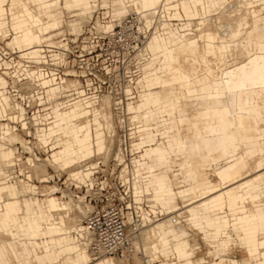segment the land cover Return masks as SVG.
Wrapping results in <instances>:
<instances>
[{"label": "rangeland", "instance_id": "rangeland-1", "mask_svg": "<svg viewBox=\"0 0 264 264\" xmlns=\"http://www.w3.org/2000/svg\"><path fill=\"white\" fill-rule=\"evenodd\" d=\"M63 1L64 0H58V2H60L59 7L55 11L50 10L51 13H54V14L52 16H49V22H54V21L56 22L54 26H51L48 29L50 30V33H53L50 36V39H51L50 42L54 46H56L57 43L59 42L58 39L60 38L59 36L61 33H64V35L66 36L65 39L68 40L67 42H70V39H68L67 37L72 38L75 34L80 33L78 36H83V35L89 36L90 34L94 33V30L99 29V27H104L102 25L112 23L113 26H116L118 22L120 21V19L123 17V15H125L130 21V26L126 29L124 36L122 38L123 41L130 42L133 34H138L140 41H137L136 45H140L143 43L145 36L149 37L147 45H146V48H147L146 54H148V58L146 57L145 54L141 55V54L136 53V48L132 51L127 52L120 45L119 40L117 38H113L111 41V44L109 45V48H108L109 50H105V49L101 50L100 55L96 59H94L93 69L96 72H99L104 67H108V73L103 76L104 77L103 80H104L105 88L109 90V93L103 96V101L105 105H101V110L97 111L98 106L94 108V110L96 111L93 113V115H95L93 118V121L96 123L94 126L90 124L88 115H78V118L74 120H69L65 116H62L56 119L53 118L51 122L46 123L47 125L46 129L48 133H53V136L52 138L48 139V141L45 144H42L36 136V133L40 132L41 129L35 131V133L29 137V142H28L25 140L26 138L24 137V135L20 134L18 131H16L12 127L11 130L17 132L22 138H24L26 144L31 147V150L25 149L23 146H21L19 142L9 143L4 138L1 137L3 141H5L6 143L13 144L12 146L5 145V143H3L0 140V145L4 144L6 148L7 147L13 148L14 156L20 155L19 152H16V150L19 151L20 148L22 150L28 151V153H22L21 151V153L26 156L24 157L23 160H19V162L21 163L18 162L19 163L18 166L14 168L13 173H15L16 175L14 177L11 176L13 174L12 169H11L12 166L7 167L2 161H0V171L7 170V174H10L9 183L16 184V192L18 193L17 199H19V203H20L18 207L20 215L24 214V210L27 209L23 202V198H30L31 202L36 198H39V199L45 198L44 195H47V192L42 193L41 192V190L43 189L42 187L46 185L47 186L54 185L57 188L54 194L50 196L47 195V196L55 198L54 201L57 206L58 204H62L65 214L67 215L66 219L68 220V222H72L70 221L71 219L70 217H72L71 220H73L74 222L70 224L71 226H73V223L75 222L78 223L79 221L81 222L83 214L90 207V202H87V196L84 197V195L87 193V191L89 192L90 186L93 185V184L87 185V183H84L83 181L79 180L77 177L73 176L74 173L77 172L78 175H80V177L82 176V179L84 181H90L92 179V175H90L92 172L91 167L95 166L94 163L98 161V164H103V163L107 164L112 159V157L113 158L115 157L116 152L120 153V158H117V160L118 161L121 160L123 161V163L125 162L128 163L129 158L131 157V155H133L132 161L134 165L136 166V168L138 167L140 163L153 164V162H155L153 157L149 159L145 157V154L149 151L150 146L143 147L140 153H135V154H132L133 147H131L132 143L141 141V137H142L141 133L143 132V128L145 127V125L142 123V120H133L131 117L139 112L138 119H140L142 113L149 111L150 107L154 106L155 104V103H150L149 104L150 107H149L145 104L143 99L139 97V95L145 90L144 82L141 77L143 74L142 68L145 65V61L146 60L148 61V59L150 58V54H152L156 50L153 47V39L154 40L157 39L155 42V45L157 47H164L171 43L172 38H174L175 41L181 40L182 37L185 36L187 32H189V34L195 35L193 37V40L203 41L205 32L208 29L210 30L212 29L216 31L219 30V33L221 35L225 34L227 29L226 27L222 28L223 24L224 26H227V25L230 26L232 22L234 23L233 18L235 17L236 14L241 13V12L242 13L245 12L246 14L249 13L246 15V16L249 15V18L246 17L249 23L247 22L246 23L247 25L240 24V29L242 27L243 28L241 30L243 31L244 29L243 37L240 39L239 43L237 42V40L239 39V35L238 37L236 35L235 37L230 38L228 43H229V46L231 45L230 46L231 51L221 54V58H223V61L217 60V62H215L216 61L215 57H210V55L208 56L210 59L213 60V61H211L210 59L208 60V61H211L213 66L219 63L221 66L217 65V67L219 66L221 68L222 67L229 68L237 64L239 60L243 59L246 53L247 54H251L253 52H256L259 54L264 53V37L261 34L262 25L258 27L255 26V28L256 27L257 28L254 34H252L254 30H251L250 32V29L253 26V19L251 16L260 17L261 19L264 20V0H253L252 3L250 2V0H211V2L208 0L207 6L205 8L202 7L199 0H196V6H193L192 3L190 2L191 5H190V8H188L189 12L186 15L183 12L180 0H175V1L173 0L171 3L166 4L165 6H162L160 4L158 5L157 9L155 8L150 11H144L146 10V8L140 5L141 1L139 0L136 2L137 11H134L131 0H126L127 3L122 1L125 11H123L122 14H118V15L115 14V11L113 9L114 6H116L117 4L116 3L117 0H90L91 8L89 10L82 9L80 5L67 9L63 6ZM9 4H10V0H7L4 5L7 8L8 16H9ZM126 4L128 5V7H126ZM228 5H229V9H228ZM224 6L226 7V9H223L225 8ZM230 6L231 7L234 6V9H232ZM252 8H254V10ZM227 9L229 11L228 15H232V14L233 15L235 14V15L231 16V18L227 16L226 14L228 12ZM238 9H240V11H237ZM174 11H178L180 16H173ZM135 12L141 15V20L140 18H138L137 13ZM17 14L14 13V15H17ZM225 16L228 18L225 19L226 18ZM0 19L2 21L5 20L4 17H0ZM165 23L169 25V29L167 26L163 28V25ZM41 28L44 29L43 25H41ZM223 29H226V30L224 31ZM257 29L259 30L257 31ZM6 31L8 32H6L7 35L4 34L6 35V37L4 36L5 38L4 40H2V45L3 47L4 45L8 46L9 50L12 51L10 54L12 55L13 60L17 59L16 62L18 63L21 59L25 58V52L29 49L21 50L20 48H18V46H14L13 44H11V40H12V36H19L20 34H22L23 29L19 28L17 31L13 30V28L11 27V22L9 20V23L6 27ZM61 41H64V39H62ZM255 42H257L258 44L255 45ZM77 43L79 44V39H77ZM71 45H73L72 41H71ZM208 63L210 66L212 65L210 64V62ZM137 65L139 66V68ZM8 79L9 78H7L6 80L10 82ZM96 80L97 78L93 77V82H96ZM178 86H179L178 84H175L173 86L174 93L176 94L178 93V90H179ZM158 90L159 88L157 87L155 89L150 90V92H155ZM130 91H132L131 94L132 96H135V98L127 99L130 96L127 93H129ZM59 96L60 94L56 92V96L52 97L50 96V93L48 92L47 99L49 101L50 100L53 101V103L57 101H62L60 100ZM105 99L106 101H108V103L105 101ZM129 101L131 102L127 103ZM261 105H262V114H264V100L261 102ZM65 107L66 106L64 105H60L58 106V108H55V111L61 108L65 110ZM105 113H108L110 115L112 125H113V128H112L113 130L110 129L111 131L109 130L110 132L109 134H107V136H105L103 129H102V125H103L102 116L105 115ZM78 119H82L85 121L83 123V126L84 128H87L88 132L87 134H85L84 137L80 135L82 129H80L79 126L74 129L75 132L71 135L70 131L73 128L72 123ZM159 119H160L159 116L154 117V121L158 123H159ZM2 122H6V121L0 120V130H6V129H3L2 127L3 125L1 124ZM149 124L150 126H154L152 122H149ZM260 126L264 128V125H260ZM192 131L193 130L190 124H188V125L183 126V128H181L180 131H175L173 133H175L176 135H180L183 140H186L187 138H189L188 135H190ZM5 132L6 131H4L3 133ZM162 132H164L163 129H161L160 131H157V130L152 131L151 135L155 138L152 147L157 146L158 142L161 141ZM135 133L136 135H134ZM249 133L252 135H255L254 138L256 140L261 141L257 145V147L258 149H263V150L261 151L255 150L253 152L254 154L257 153L256 156L257 155L262 156L261 160L259 161L256 167L257 173H260L264 171V131L260 132L257 130V128L252 127L250 128ZM93 134H95L96 137L102 136L104 138V145H103L102 150L99 153L89 157L90 158L89 162L85 163V161H82V162L75 161L70 166L59 167L58 165H52L46 159V157H48L54 150H56V149L52 150L51 148L53 142L56 141L57 143H59L57 144L58 145L57 148L65 152V151L73 150L74 148H80L84 146L85 144L89 143L93 137ZM185 134L187 135V137L185 136ZM135 136L136 137L138 136V137L135 138ZM68 137H70V139L66 141L65 139H67ZM131 137L133 138L132 140H131ZM107 138L109 140V143L107 141ZM109 138L111 139V141ZM174 145H179V143L177 144L174 143L172 146L174 147ZM32 149L35 152V154L32 153ZM128 149L130 150L131 155L129 154ZM178 149L181 153H183V155H188L187 148L184 149L183 147H179L176 150H174L177 156L182 155L180 154V152H178ZM195 154L196 156L191 157L192 160L194 161L208 160L211 163V166L206 167L204 169H200V170L204 171L203 174H206L208 176L212 184L217 185L219 183L220 178L228 179L227 181L228 183L220 182V185H219L220 191L216 192V194L221 193L224 188L232 184V181H229L230 180L229 174L223 173L221 171L215 172V170L219 168L221 164H223L227 160V157L223 155L222 151H215L210 156H204L202 152H196ZM33 156L36 158L34 159ZM170 156H172V152H169L165 157L159 156L158 158L160 160L169 158V162L172 163V166L166 169L170 170L169 172L170 176L175 177V179H173V184L175 188L183 189V188H188L190 186L192 187L191 184L196 185L198 183L199 177L201 176L200 173L199 175H197L196 173H189V175L187 174L186 177H183L182 171H187L189 169V164L186 163L184 164L183 168H180L176 163V159ZM222 156L223 158L225 157L226 159H223ZM27 157H32L33 162L29 163L28 161H26L25 159ZM25 162H27V165H26L27 168L24 171L23 167H24ZM37 164H39L40 168H43L44 170L47 171V173L50 176L48 180L41 181L40 179H43L46 176L37 177L34 174V170L36 169ZM158 166H161V168L164 166L167 167V164L166 162H162V163H159ZM244 166H245L244 163L239 166V172H243L245 170ZM40 171L41 170L38 168V173H41ZM29 173H31V178H27L26 176ZM24 174L26 178H24L23 176ZM155 174H157L156 171H155ZM148 177H149V173H148ZM157 178H158V174H157ZM249 178L250 177L248 174L242 177H238L239 179L238 182L233 184L235 186L233 188V193H226L223 196L225 199H227L230 202V204H231L230 196L232 194L235 195L234 200H238L237 207L239 208L240 213L235 214L233 216L232 225H238V224L246 225V224H249L250 221L251 223L255 222V211L251 207L252 205L250 204V200L251 198H255L258 195H260L262 192H264V176H258L254 178L256 185H258L257 188L256 186L251 187L249 185L246 190L241 191L243 182ZM4 179L5 178L3 174H0V182ZM233 179H236V178L233 177ZM149 181L150 179L148 178V182ZM25 182L34 184L37 188L32 191H30L29 189H25L24 187H22V185ZM185 184H188L190 186L185 185ZM3 186H5V184L0 185V188ZM148 187L150 188L151 194L154 197H157L159 195L157 186H156V190H153L150 184H148ZM244 192H250V200L248 202L246 199H243L241 197V194ZM2 194L3 193H0V196ZM184 196H186V200L184 201V204H185L187 202L188 196L187 195H184ZM69 198L73 200V202L75 203V206H73L72 204V206L69 207L68 205ZM1 200L2 202H5L7 200L10 201L12 199L2 198ZM204 200L206 199H203V201ZM136 201L138 203L137 204L138 207L137 206L133 207L135 210L131 208L132 219H131V223L128 224V227H130V231L133 230V227H134L133 223L141 222L140 212H148L154 209L156 211V216L154 214H150L149 217H151L152 220L154 221L156 219L164 220L166 226L170 229L173 228L174 226L171 223H169V220H167V218L169 216H176L177 214H179L180 222L178 225H181L182 228H184V235L182 236V238L187 241V244L191 248H193L192 247L193 245H196V244L200 245V249L196 253H195V250L193 249V252H194L193 256H196L197 257L196 259H198V257L200 258V256L204 255L206 252L208 253V250L210 248L209 243L211 244L217 243V238L215 237L211 238L209 235L206 236L207 230L200 231L199 229L194 228L196 224H198V222H192L185 215V213H183L184 209L182 208V201L180 199H177L176 201L177 209L173 210L169 214L162 212L161 203L152 200L151 196L144 194L141 199H138ZM246 203H248V205L250 204L251 206L249 205L250 206L249 207L248 205H246ZM78 205L83 207L84 211H81V210L79 211ZM254 208H264V200L261 201ZM227 213H229V211L225 209L224 213H220V215H227ZM43 216L45 218L44 214ZM76 217L79 220H77ZM70 224H67L66 222L67 227H69ZM144 225L146 227H143L137 224V229L141 228V230H139L138 232H141L148 226H154L150 223V221H145ZM206 225L208 224L205 223L204 225L206 229H210L214 226V225H208V226ZM224 231L227 232L228 230L224 229ZM134 232L135 231L132 232V235ZM71 234H74V232L71 231ZM134 234H137V232H135ZM244 234L245 235H259V239H256L255 241H251L250 244L248 245V247H250V251L252 250V247L254 245H257L262 250L264 249L263 247L264 235L259 234L258 229L256 227H250L249 229H245ZM135 237L137 238V236ZM141 238L136 239L138 243L142 242L143 238L142 239ZM43 239H44L43 237L37 238L38 241L43 240ZM131 239H133V237H131ZM145 242H143V244L137 243V245H141V244L142 245L141 247L139 246V248L136 249L137 251L136 250L134 251L133 255L132 253L126 254V252H123V253L117 252V253L105 254V256L107 255V256L112 257V259H114L117 262L116 264H140L141 256L143 255L142 252L148 255L150 251V248L147 246L143 248V245H149L148 242L147 244H144ZM237 242H233L229 246L228 250L225 252V255H224L226 258H229V259L236 258L239 260L246 258V253L244 251V248L240 247V245ZM210 249H213V247H211ZM38 250L40 253L41 248H38ZM182 252H186V251H182ZM187 254H188V251L182 257L187 256ZM134 255H135L136 260L134 259ZM69 256H70V253L65 252L63 253V255H60L53 262H49L45 260L44 258H42V261L44 264H74L69 258ZM105 256L99 255L94 260L98 261L104 258ZM155 260H158V261H154L152 264H159V263L161 264L162 262L168 261L165 257L161 255H159V257L156 258ZM207 260L208 261H205L206 262L205 264H212L215 261V256L213 255V253L212 255L208 254ZM3 263H4V259L3 257H1V264ZM31 264H33V262H31Z\"/></svg>", "mask_w": 264, "mask_h": 264}, {"label": "bare ground", "instance_id": "bare-ground-1", "mask_svg": "<svg viewBox=\"0 0 264 264\" xmlns=\"http://www.w3.org/2000/svg\"><path fill=\"white\" fill-rule=\"evenodd\" d=\"M145 1L146 0H142L143 4L145 3ZM189 1L192 3L193 6H196V0H189ZM10 5L14 13L16 14L18 13L19 15H21L23 6L31 7L32 3L31 0H10ZM231 8L234 9V6ZM34 9L40 10L38 6H34ZM223 9H226V7ZM228 9H229V5H228ZM252 9L254 10V8ZM237 11H240V9H238ZM226 14L230 18L231 16L235 15V14L228 15L229 11ZM247 14L245 12L236 14L235 17L233 18L234 23L232 22L230 26L227 24H226L227 26H224L223 24L222 28L226 27L227 29V31L225 32L226 36L225 34L221 35L219 33V30L216 31V30L208 29L203 37L204 40L203 41L199 40L200 41L199 42L198 40L197 41L193 40V37L195 36L194 34H189V32H187L186 35L183 36L181 40L175 41V39L172 38L171 43L164 47H157L155 45L157 39L156 40L153 39V47L156 50L152 54H150V58L148 59V61L147 60L145 61V65L144 66L142 65L143 74L141 77L144 82L145 90L139 95V97L143 99V101L147 106H149L150 103H155V104L152 107L149 106L150 107L149 111L142 113L140 119H138L139 112L131 117L133 120H142V123L145 125V127L143 128V132L141 133L142 135L141 141L132 143L131 147H133L132 154H135V153H140L143 147L150 146L149 151L145 154V157L147 159L153 157L155 162H153V164L140 163L136 168V166L132 161L133 155H131L130 153L129 150L130 148L128 149V152L131 155V157L129 158L128 163L126 162L123 163V161H118L114 157V159L120 163V172L123 175V177L126 178L127 180V189L129 195H131L132 197V201L134 202V207L135 206L138 207L137 205L138 203L136 201V198L138 197V193H139L137 182L141 179V175L144 172L149 173L148 178L150 179V181L148 182V184H150V186L153 188L154 183L156 182L157 179V174H155L157 165L159 163L166 162L167 165L171 166V162H169V158L160 160L158 157L159 156L165 157L169 152L174 153V150H176L179 147H185L188 149V155L177 156V154L174 153L176 159L179 161V165H182L185 162L189 163V165L191 166L194 172H196L198 168L209 167L210 162L208 160H204L202 162H192L189 159V155L195 152H202L206 156H209L212 152L221 149L223 155L227 157V160L223 164H221V166L216 170L229 175H233L236 178L248 174L250 178L243 182L241 191L246 190L249 185L251 187L252 186H256V188L258 187V185H256L254 181V178L258 176H264V171L260 173H257L256 171V167L259 161L261 160L262 156L261 155L256 156L257 153L254 154L253 152L255 150L261 151L263 149H258L257 147V145L261 141L256 140L254 138V135L248 133L247 131H250V128L252 127L257 128V130L260 132L264 131V128L260 126V125H264V114H262V105H261V102L264 100V54L263 53L259 54L256 52H253L251 54L246 53L243 59L239 60L237 64L229 68H225V67L221 68L219 67L221 66L219 63L217 64L219 65L218 67L217 65H215L217 67L216 68L211 63V61L213 60L208 57L209 55L210 57H215L216 59V61L214 59L215 62H217V60L223 61V58H221V54L231 51L230 48L231 45L229 46L228 43L230 38H233L236 35L238 37L239 35V39H238L239 41L237 40V42L239 43L240 39L243 37L244 29L243 31L241 29L243 28L242 25L248 22L246 17L249 18V15L246 16ZM137 16L141 20V15L139 13H137ZM124 17L125 15H123L120 21ZM11 18L12 20L14 19L13 15ZM227 18L228 17H226L225 19ZM2 22L3 21L0 19V23ZM24 23H25V29L29 34V36L32 37L34 31H36L40 36V40L36 41L34 39L32 43L30 42L24 43V46L18 48H20L21 50L29 49L25 52V58H29L33 61H38L41 56V53L39 51V47H40L39 45L41 44V41L43 40L51 41L50 36L53 33H50V30L48 29L42 30L41 23H38L34 26L31 23H29L27 20H25ZM240 24H242L241 29H240ZM102 26L104 27H99V28L105 31H111L113 27L112 23ZM165 26H167L169 29V25L165 23L163 25V28ZM226 29L223 30L225 31ZM0 34L4 35L3 33ZM148 38L149 37L145 36L143 43L140 45H136V53L141 55L145 54L147 58H148V54H146V49H147L146 45L148 42ZM209 59L211 61H208ZM208 62H210V64L212 65L210 66ZM3 63L7 64L8 62H6L4 59ZM213 67L216 69H214ZM30 71H25V73L27 74ZM37 78L40 79L39 84L43 87L42 90H44L45 98L47 99L48 98L47 90L50 86L45 85L44 81L46 79H51V77H45L39 75V77ZM6 79L7 77H5L0 72V105L3 111V120L10 123L9 119L17 120L18 118L19 123L23 127L24 122L21 119L22 118L21 113L24 112V107H22L20 103L16 102L12 98L11 94L7 89L9 82ZM71 80H72L71 78H67L64 83H58V81L53 80L52 83H54L53 86H56V92L58 94H61L63 87L69 85ZM175 84L179 85L178 86L179 90L177 94L174 93L173 90V86ZM157 87L159 88L158 91L150 92V90L155 89ZM131 93L132 91L127 93L130 95L129 98L127 99L135 98V96H132ZM106 94L107 93L101 95L99 100L95 102H87V101L82 102L77 99H73L69 102L62 100L53 103V101L50 100L49 109L45 111L42 114L43 117H41L43 119L42 125H34L35 129L33 130L32 134H34L35 131L37 130L46 129L47 126L46 123H49L53 120V114L55 111L56 104L62 103V105L64 106H69L71 104L78 103L81 106V109L90 112L94 108H96L95 106L97 105H99L100 108L101 105H105L103 101V96ZM106 102L108 103V101ZM130 102L131 101L127 103ZM108 113H105V115L102 114L103 115L102 129L105 136H107V134H109V132L111 131L110 129L113 128L112 121ZM155 116H159L160 118L159 123L154 121ZM84 122L85 121L82 119H78L74 121L72 123L73 128L70 131L71 135L75 132L74 129L79 126L80 129H82L80 135L84 137L85 134H87L88 132L87 128H84L83 126ZM149 122H152L154 126H150ZM188 124H190L193 131L190 133V137L187 138L186 140H183L180 135H176L175 133H173L175 131H180V129L183 128V126ZM161 129H163L164 131L161 133V141L158 142L157 146L152 147L155 138L151 135V133L153 130L160 131ZM15 130L19 132L18 129ZM19 133L22 134L21 132ZM134 135H136V133ZM137 137L135 136V138ZM5 139L9 142H19L21 146H23L25 149L31 150V147L26 144L24 138H22L17 132L12 131L11 129L5 132ZM69 139L70 137H68L65 140L67 141ZM132 139L133 138L131 137V140ZM107 141L109 143L108 138ZM173 142L175 144L179 143V145H174L173 147L172 146L174 144ZM28 158L33 159L32 157H27L25 160L27 161ZM16 159L20 160V156L17 155ZM223 159L226 158L224 157ZM243 163L245 164L244 166L245 170L243 172H239V166L242 165ZM38 168L41 170L40 171L41 173H38ZM46 173L47 171L44 170L43 168H40L39 164H37L36 169L34 170V174L41 176V175H45ZM184 176L186 177L187 175ZM42 188L43 189L41 190V192L42 193L47 192V195L49 196L53 194L57 189L56 186L54 185L53 186L46 185ZM231 189L232 186H228L223 189V192L231 193L232 191ZM184 193L185 195L188 196V200L193 202L199 200L200 198L208 196L211 193V190L209 188H198L195 191H191L189 188H187L184 191ZM241 197L243 199H246L248 202L250 200V192L242 193ZM50 198H51V205L54 207L53 220L55 221V223L56 224L62 223L66 225V222L67 224L74 222L73 220H71L72 217H70L71 218L70 221L72 222H68V220L66 219L67 215L65 214L62 204H58L57 206L55 204L54 198L52 197ZM263 200H264V192H262L260 195H258L255 198H251L250 204L252 206L250 204L249 205L254 209V207H256ZM72 204L73 206H75L73 200L69 198V202H68L69 207L72 206ZM51 205L49 202H47L46 208L50 209ZM230 205L231 206L238 205V200H233ZM246 205H248V203H246ZM78 208L79 211L80 210L84 211L83 207H81L80 205H78ZM131 219L132 216L127 215V220L129 222H131ZM257 219L258 217L255 212V221H257ZM77 220L79 219L77 218ZM140 221L141 222L139 223H133L134 227L132 231H130V227H128L127 225V233L129 235V239L131 242V248L128 251H123L126 252V254L132 253L133 255L134 251L137 248H139V246L141 247L143 242L146 241L144 244H147L148 242L150 245L156 242L160 237V231L155 226H148L141 232H138L139 230H141V228L137 229V224L146 227L144 225L145 219H142ZM177 221H178L177 216H173L171 218V222L175 226L178 225ZM79 222L73 223V226H71V224L70 226L69 225L68 226L69 228H73L76 231V232L74 231V234L81 241H86L87 245L85 246V248L89 256L90 257L92 256L94 258L98 257L99 255L105 256V253L98 255H92L90 253L88 249L87 232L84 229L82 221L80 223ZM34 225L35 228L38 227L43 228L42 224H38L36 221H34ZM133 231L137 232V234H134L135 233L134 232L132 235ZM221 235L222 237L226 238L228 233L226 231H222ZM10 236H11L10 233H8L2 227H0V241L6 240ZM135 236H137V238ZM131 237H133V239L134 238L139 239L142 237L143 240L142 242H140L142 244L137 245L138 243L137 240L136 239L133 240L131 239ZM192 247L195 250V253L200 249V245L198 244L193 245ZM186 252H179L178 254L176 253V255L178 258H181L183 255L186 254ZM0 254L4 259L3 264H12L14 257L8 251V247L1 243H0ZM142 254L146 257L147 262H151V263L154 262L153 257H148V255L144 252H142ZM207 256L208 253L206 252L204 255L200 256V258H203L204 259L203 261H208ZM196 258H197L196 256H193V259ZM134 259H135V255H134ZM32 262L34 264L35 261L32 260ZM198 262L199 264H201L199 259Z\"/></svg>", "mask_w": 264, "mask_h": 264}, {"label": "crops", "instance_id": "crops-1", "mask_svg": "<svg viewBox=\"0 0 264 264\" xmlns=\"http://www.w3.org/2000/svg\"><path fill=\"white\" fill-rule=\"evenodd\" d=\"M7 0H0V17H4L5 20L0 23V32L3 34H6V27L9 23V20L11 22V27L13 30H18L19 28L23 29V33L19 36H13L11 40V44L14 46H24V43H32L35 39L36 41L40 40L39 34L34 31L32 37L29 36L25 29V20H27L29 23H31L33 26L41 23L43 25L44 29L47 30L51 26H54L56 22H49V16H52L54 13H51V11H55L59 5L60 2L58 0H31L32 6H23V10L21 15L17 14L14 15V11L9 4V16L7 8L4 6L5 2ZM123 2H126V0H117L116 6H114L115 14H122L124 9ZM138 0H131L133 4V10L137 11L136 9V2ZM142 3V6L146 8L144 11H150L152 9H157L158 5L165 6L166 4L171 3L173 0H146L143 4L142 0H139ZM175 1V0H174ZM208 0H199L200 4L203 8L207 6ZM211 2V0H209ZM253 0H250L252 3ZM182 9L184 14H188L190 8V1L189 0H180ZM125 4V3H124ZM81 6L84 10H89L91 8V1L90 0H64L63 6L67 9L75 7V6ZM141 5V4H140ZM34 6H38L40 10L34 9ZM176 6V5H175ZM126 7L128 5L126 4ZM51 10V11H50ZM127 10V9H126ZM141 12V11H140ZM14 17L12 20L11 17ZM173 16H180L178 11L173 12ZM253 19V26L250 29L254 30L252 34L255 33L256 28L260 25L262 30V35L264 37V20L260 17L251 16ZM255 26H257L255 28ZM259 29H257L258 31ZM5 31V32H4ZM249 34V33H248ZM20 37V38H19ZM251 43V42H250ZM257 45L258 43L255 42ZM264 54V53H263ZM53 79H46L44 81L45 85L50 86L48 88V92L50 93V96L55 97L56 96V86H53L54 83H52ZM77 104V105H75ZM61 104H56L55 108H58V106ZM98 106V110H101L100 106ZM96 107V106H95ZM74 110V111H73ZM82 111V112H81ZM96 112L94 109L90 112L87 110L81 109V106L78 103L71 104L69 106L65 107V110L62 108L59 110L54 111L53 118H60L62 116L67 117L69 120H74L78 118V115H88L89 121L92 126H94L96 123L93 121V118L95 115L93 113ZM0 120H3V111L0 105ZM3 129L6 130H0V140L5 143V145L12 146L13 144L9 143H15V142H9L5 139V133H2L4 131L10 130L13 126L8 122H2ZM249 133V131H247ZM36 136L38 140L45 144L48 139L52 138L53 133H48L47 129H41L40 132L36 133ZM187 137V135L185 134ZM255 136V135H254ZM4 138L7 142L3 141L2 138ZM190 137V135H188ZM56 141L53 142L51 148L56 149L54 150L46 159L52 164V165H58L59 167L64 166H70L73 162H82L85 161V163L89 162V157L92 155H95L99 153L104 145V138L102 136L96 137L95 134H93L92 139L89 143L85 144L84 146L80 148H74L70 151H61L58 149V145ZM4 144L0 145V161H2L5 166L9 167L12 166L13 160L16 159V156L13 154V148L5 147ZM185 149V147H183ZM216 151H222L221 149H218ZM178 152L179 149H178ZM215 152V151H214ZM176 153V152H174ZM172 153V158L176 159L175 154ZM196 153V152H195ZM193 153L189 155V159L192 162H202V161H194L191 159V157L196 156V154ZM213 153V152H212ZM211 153V154H212ZM180 154L183 155V153L180 152ZM210 154V155H211ZM204 156H206L203 153ZM209 155V156H210ZM115 158H120V153L116 152ZM88 160V161H87ZM27 161L33 162V159L28 158ZM121 161V160H120ZM176 163L180 168L184 167L183 163L182 165H179V161L176 159ZM96 163H94L95 165ZM189 164V163H187ZM93 165V166H94ZM172 166V163H171ZM171 166L167 165L162 167L158 166L156 167V172L158 174V178L156 179V183H154L153 190H156V186L158 187L159 195L157 197H154L151 194L150 188L148 187V173L144 172L142 174L141 179L137 182L138 186V197L136 200L141 199L143 195H148L152 197V200L156 202H160L162 205V212H165L166 214L171 213L173 210L177 209L176 201L177 199H180L182 201V208L183 213L191 220L192 222H198L194 228L201 230H207L206 236H210L211 238H217V243L211 244L210 248L213 247V249L208 250V254L215 256V261L212 264H264V249L262 250L257 245H254L252 247V250L250 251V247L248 245L251 241H255L256 239H259V235H245L244 230L249 229L250 227H256L258 229L259 234L264 235V208H254L253 210L257 214V221L254 223L249 224H238V225H232V218L235 214L240 213L239 208L236 206H230V202L225 199L223 196L226 194L223 191L219 194H216V192L219 190L220 182H226L228 183V179H219V183L217 185L212 184L206 174H203L204 171H201L200 169H204L206 167L198 168L196 172H194L189 165V169L187 171H182L183 177L184 175H189V173H196L200 177L198 180V183L191 184L192 187L188 184L190 187H188L191 191H195L198 188H209L211 190V193L203 198H200L197 201H189L187 199V202L184 204V201L186 200V196L184 191L187 188L183 189H176L173 184V179L175 177L170 176L169 169ZM211 166V163H210ZM184 172V173H183ZM215 172H219L215 170ZM0 174H3L4 180L0 182V185L5 184V186L0 188V193H3L0 196V227H2L5 231L10 233V237L6 240L0 241L1 244L8 247V251L12 256L14 257V260L12 264H31L32 260L35 261L34 264H44L42 261V258L49 262L55 261L60 255H63L65 252H69L70 256L69 258L74 264H116L117 262L112 259L110 256H106L98 261H95V258H92L89 256L85 246L86 241H81L75 234H71V231L74 232L75 230L73 228L67 227L65 224H56L53 220V206L51 205V198L47 195H44L45 198L39 199L36 198L32 202L30 201V198H23V202L27 209L24 210V214L20 215L19 212V199L18 193L16 192V184L15 183H9V175L7 174V170L0 171ZM219 175V174H218ZM27 178H31V173L26 175ZM37 177H40L36 175ZM43 179H40L41 181H46L50 177L48 173ZM73 176L77 177L79 180L83 181L84 183H87V185L93 184V176L90 181H84L82 179V176L78 175V173H74ZM220 176V175H219ZM233 175H230V180L232 181V191L235 187L233 184L238 182V178L233 179ZM222 177V176H221ZM219 178V177H218ZM198 185V186H197ZM22 187L25 189H29L30 191L36 189L37 187L34 184H31L29 182H25ZM228 187V186H227ZM193 188V190H192ZM40 190V189H39ZM40 192V191H39ZM157 192V191H156ZM54 194V193H53ZM51 194V195H53ZM2 198H9L12 200H7L5 202H2ZM53 198V197H52ZM203 199H206L203 201ZM235 199V195L230 196L231 202ZM55 200V198H54ZM50 203V209L46 208V203ZM227 209L229 213L227 215H220V213H224V210ZM160 211V210H159ZM33 214V215H32ZM45 215V218L43 216ZM150 214H154L156 216V211L152 209L148 212H141V220L145 219V221H150L152 225H154L158 230L160 231V237L159 239L150 245H143L144 247H149V256L153 257L154 261L156 258L159 257V255L165 257L168 261L162 262L161 264H199L198 259L201 264H205L203 262V258L193 259V248H191L187 241L182 238L184 235V228H182L181 225H173L171 222V218L173 216H169L167 220H169V223H171L174 227L168 228L164 222V220H152ZM34 219H33V217ZM178 217L177 223L179 224V214L176 215ZM148 217V218H147ZM263 218V219H262ZM130 219V218H129ZM34 221H36L38 224H42L43 228L38 227L35 228ZM205 223L208 225H214L210 229L205 228ZM206 225V226H208ZM224 229H227V237H222L221 233L224 231ZM214 231V232H213ZM76 232V231H75ZM18 237V238H16ZM44 238L43 240L38 241L37 238ZM262 237V236H261ZM225 240V241H224ZM238 241V242H237ZM237 242L240 247L244 248V251L246 253V258L239 260V259H229L226 258L225 252L228 250L229 246L233 243ZM80 244V245H79ZM264 246V245H263ZM29 247V248H28ZM38 248H41V251L39 253ZM188 251V255L185 257L178 258L176 253L182 251ZM174 254V257H173ZM1 255V254H0ZM35 259H34V257ZM172 256V257H171ZM1 257L0 256V264H1ZM224 261V262H223ZM141 264V263H140Z\"/></svg>", "mask_w": 264, "mask_h": 264}, {"label": "built area", "instance_id": "built-area-1", "mask_svg": "<svg viewBox=\"0 0 264 264\" xmlns=\"http://www.w3.org/2000/svg\"><path fill=\"white\" fill-rule=\"evenodd\" d=\"M129 26L130 21L125 16L112 27L111 31L99 28L89 36L75 34L72 38L67 37L70 42H67L66 36L61 33L59 42L55 41L56 46L50 41H41L39 45L41 56L38 61L23 58L18 63L17 59L13 60L10 54L12 51L8 46L2 45V40L7 34H0V72L9 78L7 89L12 98L24 107V112L21 113L24 126H21L18 118L17 120L9 119V122L24 135L26 141L29 142V137L35 129L34 125H42V114L49 109L50 105V101L45 98L43 87L39 84L40 79L37 77L39 75L51 77L58 83H64L68 77L71 78L69 85L63 87L59 96L60 100L67 102L73 99L82 102L99 100L101 95L109 93L103 80V76L108 73V67L96 72L93 69V61L100 55L101 50H109L113 38H117L127 52L134 50L137 41H140L138 34H133L130 42L122 39ZM62 39L64 41H61ZM4 59L8 62L7 64L3 63ZM25 71L30 72L26 74ZM93 77L97 78L96 82H93ZM21 151L22 153H28V151L21 148L19 151L16 150L20 153V160H23L26 155H23ZM32 153L35 154L33 149ZM18 162L17 159L13 160L12 173L21 163ZM26 165L27 162L24 167L22 166L24 171L27 168ZM91 169L90 175L94 177V182L89 188L91 193L87 191L84 195V197L87 196L90 207L81 220L88 236V249L92 255L128 251L131 248V242L127 225L131 222L127 220V215L131 216V208L135 209L127 189V180L120 172V163L112 157L107 164H98L97 161ZM11 176L16 175L13 173ZM23 176L26 178L25 174ZM141 263L152 264L147 262L144 255L141 256Z\"/></svg>", "mask_w": 264, "mask_h": 264}]
</instances>
